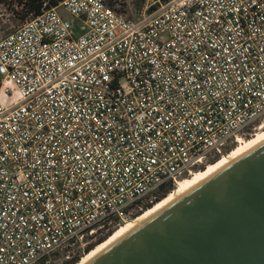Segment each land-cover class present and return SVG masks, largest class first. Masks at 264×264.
Listing matches in <instances>:
<instances>
[{
    "label": "built area",
    "instance_id": "2783aa9c",
    "mask_svg": "<svg viewBox=\"0 0 264 264\" xmlns=\"http://www.w3.org/2000/svg\"><path fill=\"white\" fill-rule=\"evenodd\" d=\"M109 1L0 37V264L81 260L264 125V0Z\"/></svg>",
    "mask_w": 264,
    "mask_h": 264
},
{
    "label": "water",
    "instance_id": "95a60500",
    "mask_svg": "<svg viewBox=\"0 0 264 264\" xmlns=\"http://www.w3.org/2000/svg\"><path fill=\"white\" fill-rule=\"evenodd\" d=\"M86 264H264V142Z\"/></svg>",
    "mask_w": 264,
    "mask_h": 264
},
{
    "label": "bare ground",
    "instance_id": "6f19581e",
    "mask_svg": "<svg viewBox=\"0 0 264 264\" xmlns=\"http://www.w3.org/2000/svg\"><path fill=\"white\" fill-rule=\"evenodd\" d=\"M264 142V125H262L257 134L253 135L249 140H239L235 149L227 155L221 157L215 164L208 165L204 171L195 172L192 176L186 177L187 179H182L177 187L162 201L155 204L151 209L144 212L142 215L134 219L125 225L121 230L112 234V236L103 244L99 245L96 249L92 250L89 254L85 255L83 259L78 264H86L97 256L104 249L124 237L130 231H132L139 224L143 223L145 220L155 215L157 212L161 211L163 208L185 195L187 192L192 190L194 187L199 185L204 180L208 179L215 173H217L222 168L226 167L233 161L239 159L241 156L245 155L247 152L257 147Z\"/></svg>",
    "mask_w": 264,
    "mask_h": 264
},
{
    "label": "rangeland",
    "instance_id": "374dc122",
    "mask_svg": "<svg viewBox=\"0 0 264 264\" xmlns=\"http://www.w3.org/2000/svg\"><path fill=\"white\" fill-rule=\"evenodd\" d=\"M114 1L117 2L114 4V9L117 11V13L131 20H136L140 17V14L146 2V0H114ZM17 2L18 0H0V37L17 30L21 25H23L29 19L28 17L24 18V11H22V8L18 6ZM59 11L62 12L64 16L69 17V15L64 10H62V8H59ZM262 123L263 122H260L259 125H261ZM257 132L258 129H256L254 133L257 134ZM250 138L251 137H247V139L245 140H248ZM235 147L236 146H234V148ZM131 221L133 220L128 221L126 224H122L121 225L122 227L119 226L112 228L111 229L112 233L115 230L117 231L121 230V228H123ZM106 233H107L106 231L101 233L99 232L96 238L98 239L100 236H102V234H106ZM83 257H85V255L82 256V259Z\"/></svg>",
    "mask_w": 264,
    "mask_h": 264
},
{
    "label": "trees",
    "instance_id": "16d2710c",
    "mask_svg": "<svg viewBox=\"0 0 264 264\" xmlns=\"http://www.w3.org/2000/svg\"><path fill=\"white\" fill-rule=\"evenodd\" d=\"M46 2L48 3V5H47L48 7H55L59 4L60 0H18L17 3H18V6H20L22 8V11H24V18L28 17L30 19V18L36 17V16L41 14L44 3H46ZM115 3H117V2L114 0L109 1V5L112 8H114ZM234 149H235L234 146L229 148V150L225 153V155L230 154ZM220 159L221 158H217L216 160L212 161L209 165L215 164ZM200 170L204 171L205 168H202ZM173 190H174V188L172 186L168 187L166 190H164V192L157 199V201L154 202L153 205L150 204V205L145 206L144 211L146 212L147 210L151 209L155 204H157L158 202L162 201L165 197H167ZM143 213L144 212H141L136 216L139 217V215L143 214ZM115 231H117V230H115ZM113 233H112V230H109L106 234H102V236H100L95 242L89 244V246L85 250V254H89L92 250L97 248L99 245L106 242L112 236ZM79 262H80V256L72 259L71 261L64 262L63 264H78Z\"/></svg>",
    "mask_w": 264,
    "mask_h": 264
}]
</instances>
